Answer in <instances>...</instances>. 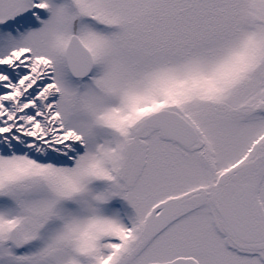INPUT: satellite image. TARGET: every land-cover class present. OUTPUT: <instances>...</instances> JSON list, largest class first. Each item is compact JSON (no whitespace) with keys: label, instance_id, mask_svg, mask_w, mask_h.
I'll return each instance as SVG.
<instances>
[{"label":"snow or ice","instance_id":"1","mask_svg":"<svg viewBox=\"0 0 264 264\" xmlns=\"http://www.w3.org/2000/svg\"><path fill=\"white\" fill-rule=\"evenodd\" d=\"M0 264H264V0H0Z\"/></svg>","mask_w":264,"mask_h":264}]
</instances>
